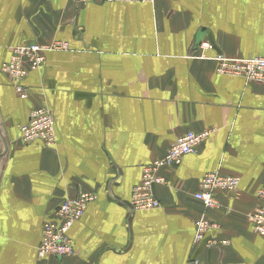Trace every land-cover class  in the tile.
Listing matches in <instances>:
<instances>
[{
	"label": "crops",
	"instance_id": "0c3cea01",
	"mask_svg": "<svg viewBox=\"0 0 264 264\" xmlns=\"http://www.w3.org/2000/svg\"><path fill=\"white\" fill-rule=\"evenodd\" d=\"M53 43L66 48L28 72L26 99L0 70V264H264L247 221L264 188V84L217 75L214 61L261 54L264 0H0V68L15 46ZM33 108L53 114L51 149L19 140ZM205 130L193 155L158 172L160 208L131 212L141 168ZM213 171L239 185L206 212L207 248L192 241L194 194ZM83 193L94 199L69 231L75 254L39 260L42 223Z\"/></svg>",
	"mask_w": 264,
	"mask_h": 264
},
{
	"label": "built area",
	"instance_id": "2783aa9c",
	"mask_svg": "<svg viewBox=\"0 0 264 264\" xmlns=\"http://www.w3.org/2000/svg\"><path fill=\"white\" fill-rule=\"evenodd\" d=\"M81 5L114 4V3H144L148 0H74ZM65 44L53 43L51 46L38 44L19 45L10 49V55L1 65V72L9 79L17 96L27 98L23 82L31 70L40 68L45 61V53L52 50L65 49ZM202 51L211 49V45L202 42L199 45ZM215 72L225 77H239L246 83L264 84V47L259 56L247 58H228L218 55L214 58ZM19 140L24 145L39 142L45 149H51L55 144L54 117L48 108H33L29 111L28 120L18 127ZM210 130L200 133L186 132L176 138L168 147L165 155L141 168V177L131 191L128 208L131 212H148L160 208L155 198L153 188L163 183L158 175L162 169L177 167L186 156L193 155L197 147L208 139ZM239 178L221 176L217 171L205 174L200 182L198 191L194 194L202 208L203 214L196 221L193 233V245L204 243L207 248L216 244L206 235L216 228V224L206 217V212L219 208L217 195L229 192L236 195ZM256 204L247 216V221L254 234L264 238V188L256 193ZM93 196L83 193L72 199L63 200L56 208L51 219H46L41 225L40 242L36 255L39 260L47 258L64 259L75 254L73 243L69 235L71 227L78 222L87 207L93 201Z\"/></svg>",
	"mask_w": 264,
	"mask_h": 264
},
{
	"label": "rangeland",
	"instance_id": "374dc122",
	"mask_svg": "<svg viewBox=\"0 0 264 264\" xmlns=\"http://www.w3.org/2000/svg\"><path fill=\"white\" fill-rule=\"evenodd\" d=\"M237 193H238V192H237ZM237 195H238V194H237ZM237 195H235V196H237ZM253 208H254V206H253ZM253 208H252V209H253ZM251 211H252V210H251ZM251 211H250V212H251ZM250 212H249V213H250Z\"/></svg>",
	"mask_w": 264,
	"mask_h": 264
},
{
	"label": "bare ground",
	"instance_id": "6f19581e",
	"mask_svg": "<svg viewBox=\"0 0 264 264\" xmlns=\"http://www.w3.org/2000/svg\"><path fill=\"white\" fill-rule=\"evenodd\" d=\"M190 264V263H189Z\"/></svg>",
	"mask_w": 264,
	"mask_h": 264
}]
</instances>
